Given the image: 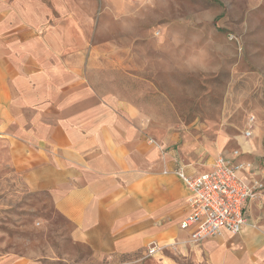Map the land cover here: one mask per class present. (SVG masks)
I'll return each mask as SVG.
<instances>
[{
  "label": "crops",
  "instance_id": "crops-1",
  "mask_svg": "<svg viewBox=\"0 0 264 264\" xmlns=\"http://www.w3.org/2000/svg\"><path fill=\"white\" fill-rule=\"evenodd\" d=\"M94 18L79 0H0V167L51 198L94 264H264L258 199L234 235L195 242L180 227L190 192L177 171H209L219 153H247V142L205 167L185 162L173 134L153 128L139 105L95 87ZM254 170L263 180L264 168ZM152 244L164 248L149 255ZM0 264L27 263L7 252Z\"/></svg>",
  "mask_w": 264,
  "mask_h": 264
},
{
  "label": "rangeland",
  "instance_id": "rangeland-1",
  "mask_svg": "<svg viewBox=\"0 0 264 264\" xmlns=\"http://www.w3.org/2000/svg\"><path fill=\"white\" fill-rule=\"evenodd\" d=\"M79 1L95 13L102 48L89 70L96 88L139 105L193 168L244 141V158L264 168V0ZM256 199L264 206V193ZM70 230L46 193L0 167V254L27 264H94Z\"/></svg>",
  "mask_w": 264,
  "mask_h": 264
},
{
  "label": "built area",
  "instance_id": "built-area-1",
  "mask_svg": "<svg viewBox=\"0 0 264 264\" xmlns=\"http://www.w3.org/2000/svg\"><path fill=\"white\" fill-rule=\"evenodd\" d=\"M247 128L245 137H250ZM246 153L235 149L230 156L217 154L213 168L196 175L177 174L190 192L188 206L190 212L180 223L181 229H191V239L202 242L224 232L239 233L248 223L247 203L264 193V179L255 175V163L245 159ZM164 246L152 244L148 254L163 250Z\"/></svg>",
  "mask_w": 264,
  "mask_h": 264
}]
</instances>
